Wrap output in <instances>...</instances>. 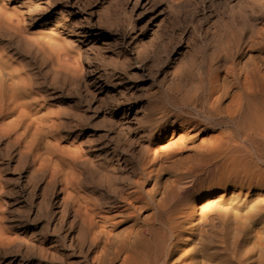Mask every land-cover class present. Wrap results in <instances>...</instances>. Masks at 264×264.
Here are the masks:
<instances>
[{"label":"rangeland","instance_id":"1","mask_svg":"<svg viewBox=\"0 0 264 264\" xmlns=\"http://www.w3.org/2000/svg\"><path fill=\"white\" fill-rule=\"evenodd\" d=\"M250 1L0 0L3 61L36 102L28 111L42 119L44 152L63 171L76 160L80 198L69 199L61 177L43 175L30 156L0 142V264H96L77 205L102 216L126 214L116 218L119 227L110 233L116 246L104 264H120L118 250L136 232L160 231L177 201L170 203L175 193L165 199L166 190L180 170L167 167L150 194L145 159L155 147L164 151L158 135L180 120L168 106L164 76L211 43L220 24ZM205 118L195 117L200 128L230 133ZM180 138L175 134L173 143ZM121 189L136 193L133 201L117 197ZM220 194L205 199L198 232L186 235L190 243L180 255L190 256L194 243L196 260L180 264H258L263 225L218 220L213 207L229 208Z\"/></svg>","mask_w":264,"mask_h":264},{"label":"bare ground","instance_id":"2","mask_svg":"<svg viewBox=\"0 0 264 264\" xmlns=\"http://www.w3.org/2000/svg\"><path fill=\"white\" fill-rule=\"evenodd\" d=\"M253 12L257 14L255 17ZM64 13L68 12H59L61 16ZM4 32L0 23V33ZM164 85L171 94L168 106L180 120L172 122L158 135V143H165L164 151L155 147L145 159V170L152 183L150 194H155L160 187V176L167 167L177 164L180 170L165 194L166 199L175 193L170 203L177 201L166 209L167 225L159 232L138 231L124 242L117 254L120 264L195 261L197 245L194 243L191 257L180 255L182 247L190 243L186 235L198 232L197 220L206 213L203 202L219 192L220 199L229 208L220 212L213 207L218 220L223 223L225 219L256 221L264 229V0H251L239 6L227 23L220 24L211 43L165 74ZM35 103L31 92H27V85L7 67L0 51V142L30 156L32 165L37 164L43 175L61 177L70 191L68 198L79 204L78 183L73 178L76 160H72L68 171H63L44 152L48 149L42 144V119L28 111ZM199 114L206 117V122L221 121L220 125L229 127L230 133L215 135L208 128H200L195 120ZM177 133L181 135L180 141L173 143ZM185 153L191 156L182 158ZM150 194L148 199L153 202ZM135 195L121 189L116 196L128 202ZM77 207L81 224L95 247V263L104 264L116 246V238L110 236L119 227L115 224L116 218H125L126 214L117 211L115 215L102 216L86 207L82 210ZM142 207L139 205L136 209ZM258 239V264H264V237ZM3 242L5 238L0 231V243Z\"/></svg>","mask_w":264,"mask_h":264}]
</instances>
